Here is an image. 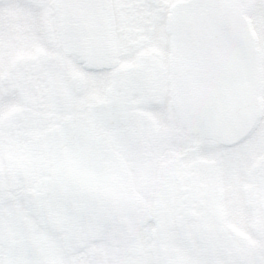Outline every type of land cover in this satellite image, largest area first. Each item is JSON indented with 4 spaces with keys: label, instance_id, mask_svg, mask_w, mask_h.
<instances>
[{
    "label": "snow or ice",
    "instance_id": "1",
    "mask_svg": "<svg viewBox=\"0 0 264 264\" xmlns=\"http://www.w3.org/2000/svg\"><path fill=\"white\" fill-rule=\"evenodd\" d=\"M0 264H264V0H0Z\"/></svg>",
    "mask_w": 264,
    "mask_h": 264
}]
</instances>
